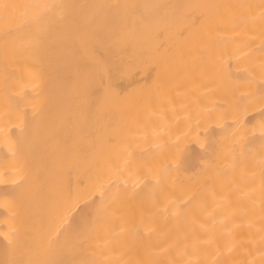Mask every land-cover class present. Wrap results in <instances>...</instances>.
Wrapping results in <instances>:
<instances>
[{
    "label": "bare ground",
    "instance_id": "6f19581e",
    "mask_svg": "<svg viewBox=\"0 0 264 264\" xmlns=\"http://www.w3.org/2000/svg\"><path fill=\"white\" fill-rule=\"evenodd\" d=\"M0 264H264V0H0Z\"/></svg>",
    "mask_w": 264,
    "mask_h": 264
}]
</instances>
